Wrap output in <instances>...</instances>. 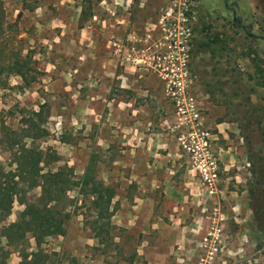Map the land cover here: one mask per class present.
<instances>
[{"label": "rangeland", "instance_id": "obj_1", "mask_svg": "<svg viewBox=\"0 0 264 264\" xmlns=\"http://www.w3.org/2000/svg\"><path fill=\"white\" fill-rule=\"evenodd\" d=\"M188 3L191 90L200 108L203 128L210 134L218 167V180L210 193L190 156L178 146L183 168L190 174L196 192L195 201H189V211L184 210L185 217L205 220V227L196 228L199 242L194 243L195 253L205 256L207 247L203 239L217 228L220 243L212 264H264V0H188ZM179 6L174 0H0V61L7 64L18 58L26 59L30 81L22 89L20 77L2 75L6 85L0 88V139L3 123L18 133L17 139L22 140L21 144L39 163V175L19 184L20 193L10 215L0 224V231L18 220L24 209L22 201L37 202L41 196L40 176L61 168L77 181L89 166L96 180L115 188L112 204L117 211H126L134 204L140 191L135 182H130L124 164L122 135L113 133L105 149L106 143L93 129L95 116L82 112L81 105L65 91V84L58 82L55 91H50L51 84L44 71L46 59L41 55L44 48L52 49L53 44L59 47L60 55L69 59V48L76 52L79 47L107 44V33L122 28L116 40L111 41L121 46L129 44L131 62L159 81L160 102L150 107V112L172 116L168 124L177 141L180 134L173 127L179 124V118L152 65L158 43L164 52L168 43L165 38L177 39L182 31L171 25L175 21L171 17L177 18ZM171 8L174 13L170 17L166 14ZM81 34H88V40L82 41ZM112 80L106 84L109 93L124 100L117 79ZM40 108L41 128L47 135L32 142L21 132L23 118ZM121 117L124 121V116ZM14 153L15 150L10 151L0 143V165L5 171L21 173L16 169ZM67 196L71 203L62 199L58 210L71 215L65 223L69 239L66 233L45 237L37 248L30 233L22 242L10 245L0 236L6 264H20L24 255L31 260V254L37 251L39 256L34 264H86L95 256H100L105 264H132L136 260L134 251L143 236L140 226L120 227L124 231H114L118 237L112 242L103 236L89 241L94 242L89 247L86 242L94 237L92 226L104 221H97L92 197L79 194L76 187ZM117 211L110 219L111 224L117 220ZM154 216L161 217L162 213L155 210ZM84 246L87 248L84 259H78L67 249Z\"/></svg>", "mask_w": 264, "mask_h": 264}, {"label": "crops", "instance_id": "obj_2", "mask_svg": "<svg viewBox=\"0 0 264 264\" xmlns=\"http://www.w3.org/2000/svg\"><path fill=\"white\" fill-rule=\"evenodd\" d=\"M121 30L118 27L108 32L107 44H94L88 49L79 47L76 52L67 48L69 59L60 55L58 46L51 44L52 49L44 48L41 56L46 59L44 71L51 84L49 89L53 92L55 84H65V91L81 105L82 112L95 116L93 129L106 143L105 149L113 133L122 135L124 164L128 167L130 182H135L140 192L130 209L123 210L124 213L117 211L113 224L125 229L140 226L143 236L134 251L136 260L132 264H197L202 256L195 253L194 243L199 242L196 228L205 227V220L186 218L184 211H189V201L196 199L194 183L183 168L178 142L168 124L172 116L150 112V107L160 102L159 81L131 62L129 44L121 46L111 41L116 40ZM87 35L81 34L82 41L88 40ZM97 35L99 38L100 33ZM113 77L126 97L124 100L109 93L106 84ZM155 210L162 216H154ZM66 236L68 240L70 233ZM93 240L88 239L86 245L91 247L94 242L89 241ZM67 249L78 259H84L87 252L85 246ZM75 251L77 254H73ZM86 264L105 263L100 256H95Z\"/></svg>", "mask_w": 264, "mask_h": 264}, {"label": "trees", "instance_id": "obj_3", "mask_svg": "<svg viewBox=\"0 0 264 264\" xmlns=\"http://www.w3.org/2000/svg\"><path fill=\"white\" fill-rule=\"evenodd\" d=\"M4 73L20 77L24 85L19 86L22 89L30 85V81L27 80L28 63L26 59L18 58L7 64H2L0 61V88L6 85L2 78ZM41 109L31 111L26 118H23L24 128L21 129V132L25 138L31 139L32 142L47 135V131L41 128ZM17 136V132L10 130L3 123L1 124L0 143L4 144L10 151L15 150L14 163L17 165L16 169L20 170L21 173L11 170L5 171L0 165V224L11 213L15 197L20 193L19 184L28 179L33 180L34 176L39 175L38 160L31 155L25 144H21L22 140H18ZM23 164L27 166L23 167ZM16 178L18 180H15ZM40 178L41 196L37 199V202L27 203L22 201L24 209L19 214L18 220L3 226L0 231L1 238H4L8 245L22 242L28 233L34 238L37 248L40 247L45 237L64 236L66 233L65 223L71 215L64 210H58V203L62 199L67 203H71L67 192L74 187L78 189L79 194L92 197L91 205H93L94 212L98 215L97 221L101 219L104 221L92 226L93 238L98 239L105 236L106 241L112 242L115 237H118L115 233L113 234L114 231H124L110 222L111 217L117 211V207L112 204L116 196L115 188L105 186L96 180L89 166L77 181H73L63 168L54 173L42 174ZM38 256L39 251L31 254V260H27L28 255H24L20 264H34ZM0 264H6L5 251L1 243Z\"/></svg>", "mask_w": 264, "mask_h": 264}, {"label": "built area", "instance_id": "obj_4", "mask_svg": "<svg viewBox=\"0 0 264 264\" xmlns=\"http://www.w3.org/2000/svg\"><path fill=\"white\" fill-rule=\"evenodd\" d=\"M179 3L177 18L171 17L176 4L167 12L172 21L171 25L181 28L177 39L166 37L167 48L162 52L159 43L153 56V70L164 84V91L174 104L179 124L173 127V131L179 132L177 138L178 146L190 156L195 169L201 177L202 184L212 193L218 180V167L211 149V138L207 130L203 128L200 121V108L197 106L196 97L192 93V76L189 69V46L187 39L191 28L188 27L190 19L186 16L189 12L188 0H174ZM193 18V17H192ZM165 31L166 28H163ZM170 36L171 32L168 31ZM161 45V44H160ZM219 231L214 228L203 239L207 251L204 257L198 259L197 264H212L215 253L218 250Z\"/></svg>", "mask_w": 264, "mask_h": 264}]
</instances>
